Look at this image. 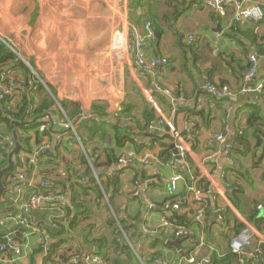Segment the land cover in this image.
<instances>
[{"label":"crops","instance_id":"0c3cea01","mask_svg":"<svg viewBox=\"0 0 264 264\" xmlns=\"http://www.w3.org/2000/svg\"><path fill=\"white\" fill-rule=\"evenodd\" d=\"M97 1L87 0L81 7L91 10L90 19H96L94 10L99 12ZM243 1L259 5L264 13V0ZM3 2L11 9L30 7L29 0ZM60 5V0H43L40 19H46L48 11L59 9ZM62 6L66 9L64 26L81 28L83 25L70 21L76 11L65 4ZM127 6L131 9L128 19L130 27L134 25L141 28L145 22L151 21L154 31L159 32V38L154 43H146L144 47L148 59L165 58L168 61V65L161 66L156 75L152 73L147 77L138 76L134 57L128 48L132 39L128 34L129 29L126 28L125 32L112 33L113 51L109 48L111 40L106 31L98 32L96 40L95 37L86 38L94 35L89 32L91 28L88 33L70 34L64 42L60 39L59 46L55 47L57 64L53 70V90L47 82L38 83L31 78L29 69L21 68L17 64L0 67V74L6 72L4 68H9L12 80L19 86V92L3 105L5 109L0 111L1 116L5 117L6 110L18 113V103L25 94L30 103L18 122L24 121V125H28L36 119L35 122L40 124L36 131H29V135L18 130L20 125L12 128L11 122L15 121L12 118L9 129L0 124V162L5 158V153L8 163L10 151L7 150L5 141L14 145L15 130L19 150L13 156V169L16 168L18 160L22 165L12 174L24 173L26 176L21 198L41 193V183L56 180L62 181L58 190L62 191L63 195V203L56 202L55 208L40 207L29 215L30 223L40 230L37 234L25 229L19 222L21 213L13 205V183L10 178L2 183L4 194L0 199V242L11 236L13 247L20 250V255L4 249V252H0V264H43L46 251L37 252L40 244L46 249L57 243L62 246L56 253V264L59 260L66 259L72 264H93L90 261L92 258L101 259L103 264H112L111 259L116 255L125 259L121 250H130L136 256L135 264H152L153 259L162 257L166 258L169 264H176L180 258L191 253L195 254L197 260H201L210 257L212 252H224L228 248L226 237L232 240L238 235H234L237 224H242L243 230L249 229L253 233L252 247L244 257L250 260L260 252L254 263L264 264V91L260 95L241 92L242 87L247 84H264V57L257 53L258 46L264 43V19L238 23L235 21L233 9H226L225 16H220L206 6V0H130ZM174 6L180 7L182 13L173 15ZM152 16L156 19H151ZM100 21L101 19H97L96 22ZM45 28V24L39 23L38 31L42 30L41 36L51 33ZM38 36L33 35V38ZM40 40L45 42L43 38ZM31 43L32 41L29 47L32 48ZM95 43L102 47L96 48V55H105L100 66L92 63ZM39 52L43 50L40 48ZM79 54L84 56L85 60L76 59L75 56ZM114 55L120 60L125 59L126 66L122 70L123 77L111 81L110 78H104V73L107 72L111 76L110 71L114 70ZM251 57L257 59V74L251 81H246L244 75L250 67ZM74 64L77 66L75 72L89 80L87 82V79H80L82 83H86L84 86H77L75 78H78V75L73 74L71 70L70 78L62 75L64 66L73 67ZM95 69L103 73V85L94 83ZM201 79L204 81L203 85ZM207 82L217 88L227 86L233 92V97L214 100L205 90ZM155 84L159 90L155 89ZM38 85L41 87L39 90ZM44 99L50 100L53 106L42 113L34 114ZM95 103L105 105V115L102 118L107 123H114L117 115L123 111L117 123L127 142L118 147L112 132H108L103 139L97 135L90 138L86 131L84 136L87 139V151H94L90 153L93 156H86L87 164L91 168L90 173L87 166L79 165V160L75 158L77 149L84 153L85 149L76 134L73 119L77 117L83 120ZM156 123L159 129L154 127ZM170 127L182 137L190 133L188 139L191 144L184 138V145L175 141L176 145L180 143L186 150L184 157L179 154L180 160H175L171 155L170 143L151 138L153 135L172 136ZM220 134L225 136L224 144L216 139ZM71 135H74L73 139ZM20 136L30 138V152L24 149L25 143ZM237 136L245 139V151L240 149L245 152V156L233 153L229 162L224 156V150L226 145H234ZM36 138L41 139L43 144H50V148L44 152L55 153L63 144L71 152L65 153L61 147L58 159L55 155L41 158L40 154H36ZM106 149L114 152V164L104 158L102 153ZM186 158L192 161L191 165L185 161ZM96 160L103 165L93 167L92 163ZM122 161L127 162L126 166L121 165ZM171 161L174 164L172 166L168 164ZM181 165L185 167L184 173L180 171ZM97 173L104 174L99 182L94 178ZM82 174L84 176L80 178ZM91 174L98 185L101 181L109 182V178L113 177L118 190L113 196L112 205L110 192L103 194L102 200L97 202L100 208L107 205L120 230L117 240L121 250L112 254L113 250L109 248L107 259L95 255L96 243L93 246L84 242L91 230L88 225H103L108 216L104 208L98 213L94 204L90 203L94 218L89 220L87 216L83 217L80 227L74 231L68 228L65 220L66 209L72 207L74 180L79 178V181L88 187ZM175 174L180 175L182 181L178 192L173 194L168 190V182ZM68 176L71 180H68ZM201 179L209 183L208 194L201 192L196 186ZM189 187H194L201 193L199 198H196ZM229 188L232 193H228ZM206 195H209L211 204L214 201L218 206L212 216H206V202L202 204ZM179 199L183 201L189 214H194L193 220L201 226L191 228L194 231L193 238L180 240V249L177 251L168 246L167 242L179 238H175L171 228L162 226V219L168 220L167 206ZM258 205L263 208L257 209ZM225 210L228 212L223 213ZM197 211L201 212L198 221L194 219ZM215 213H218L216 222L213 221ZM254 214L258 219H263L260 227L251 221ZM72 216L71 214L70 218ZM225 216L230 220L229 223H226ZM55 220L57 222L53 223ZM205 225L211 236L206 235ZM62 226L67 232L53 238V234L59 232ZM99 226L96 225V229ZM106 227L105 225L101 228L100 234L104 233L109 243L112 238ZM20 228L24 230L20 232ZM28 233L29 235H26ZM46 233H51L52 236ZM94 234V239L102 238L97 231ZM170 236L175 239H169ZM195 237L199 242L193 241ZM66 240L69 241L64 244L63 241ZM4 246L5 243L1 242L0 247ZM75 253L78 258L72 257Z\"/></svg>","mask_w":264,"mask_h":264},{"label":"trees","instance_id":"16d2710c","mask_svg":"<svg viewBox=\"0 0 264 264\" xmlns=\"http://www.w3.org/2000/svg\"><path fill=\"white\" fill-rule=\"evenodd\" d=\"M173 8L175 10L173 15H175V13H179V14L182 13L180 7L174 6ZM154 18H155V16L151 17V19H154ZM263 19H264V16H263L262 20ZM262 20H260V21H262ZM237 26H238V24L235 25V27H237ZM257 53L259 54V56L264 57V43L262 45L258 46ZM15 63H16L15 57L12 55V53H10V51L6 48V46L0 42V67H2V66L4 67L7 65L11 66ZM21 68H23V65L21 66ZM39 88L41 89L40 86L37 87L38 90H39ZM263 91H264V84H263ZM27 97L28 96L25 94H23L21 96V100L18 103V107H19L18 113H14V112L11 113V112H8L7 110L6 111L4 110L5 111V115H4L5 117H2L0 114V124L1 125H5L9 129L10 128V122L12 119H14L15 121H19L21 119V117L23 116V114L27 110L29 103H30V101L28 100ZM8 100H10V99H8ZM8 100H3L0 102V111L5 109V106L3 107V105ZM52 106H53V103L50 100L44 99L42 101L41 107L37 108L33 113L37 115L39 113H42V112L50 109ZM63 109L66 110V108H63ZM104 110H105L104 104L95 103L92 105V107H91L90 111L87 113V115H85L86 117L82 118L83 120L77 119V117H75L73 119L75 122L74 128H75L76 134L80 138L81 143L85 149V153L81 152L80 150L77 149L78 152H77V154H75V158H77L79 160V165H82V166L86 165L87 171L90 173H91V168H90L89 164H87L86 156H88V157L93 156L90 153H92L94 151H92V152L87 151V139L84 136L86 131L88 132L87 135L90 138L97 135L99 137H102L103 139H105L108 132H112V135L115 138V143L117 144L118 147L123 146L124 143L127 142L126 137L122 134V131H121V129L117 123V121H119L120 117L122 116L123 111L117 115V119L114 123H107L106 120H104L102 118V116L105 115ZM23 125L20 126L18 128V130L27 134V135H29L28 134L29 131H36L38 129V127L40 126V124L36 123V122L32 123V124L24 125V126ZM189 136H190V133L185 134L183 136V138L185 139L186 142L191 144V142H189L190 140L188 139ZM73 137H74V135L73 136L71 135L72 139H73ZM21 140L23 143H25L24 149L27 150L28 152H30V150H31L30 138L28 136L24 137V138L21 137ZM35 144L41 145L43 143H41V139L36 138ZM245 145H246L245 139L237 136L235 138L234 148L231 151L230 157L233 155V153L241 155V156L242 155L245 156V152L240 151L241 148L244 150ZM61 147H63V150L65 153L71 152V151H68V148L65 147L64 144ZM61 147L57 148L55 153L54 152L50 153L49 151H47V152L40 154L41 158L43 156H49L50 157L52 155H55V156H57L56 159H58L59 155H60L59 149H61ZM102 154L105 156L104 158H106L109 163L114 164L116 162V157L114 156V152L112 150L106 149V150H104V152ZM4 155H5V158H3L2 162H0V169H2L7 163V155L5 153H4ZM185 161L188 162L190 165L192 164V161L189 160V158H186ZM39 164H40V162H39ZM21 165H22L21 161L18 160L16 168L9 171L7 174H5L4 179H3V183L5 181L7 182L9 180V178L11 177L12 173L15 172L17 170V168H19ZM102 165H103L102 163H98V160H96L94 164L92 163L93 167H99ZM232 169H235V168H232ZM71 171H73V169H71ZM180 171H181V173H184V171H185L184 165L180 166ZM68 173L69 172H67V174ZM81 176H84V174L80 175V178H81ZM114 177L116 178L117 176H114ZM112 178H109L110 179L109 182L101 181L100 185H98L96 183L95 179H93L92 174H91V175H89V179H88V182L90 184L88 187H86V185L83 184V182L79 181V178L74 180V183L73 184L71 183L72 185L75 186L73 191H72V194L74 192L73 199H72V207L66 209V215H65L66 216L65 220H66V224L68 225V228L71 231H74L80 227V225L83 221V219H82L83 217L87 216V218L89 220H92L94 218L92 216L93 215V209L91 208L90 203L94 204V207L97 209L98 213H100L101 208L105 209L108 216L104 220L103 225L99 226V224H96L99 226V228H97V229H96V225H93V224L88 225V228H90L91 230H90L89 235L86 236L87 238L84 239V242L87 244H91V245L95 246V243H96V254L95 255L101 256L102 258H105V259H107V257H109V252L107 251L109 248H111L113 250L112 254L114 252L117 253V251L121 250L118 247L119 241L117 240L120 236V230L117 227V223H116L114 217L109 212L107 205H102V207L100 208V206L97 204L98 201L102 200L103 194L107 195L108 192H110L112 194V197H110V204L112 205L113 196L118 193L117 185H115V179L114 178L112 179ZM68 180H71L69 178V176H68ZM81 180L83 181L84 179H81ZM185 180H187L186 177H185ZM61 183H62V181H60V180H56V182L52 181L53 188L55 190L59 189V184H61ZM116 183H117V180H116ZM188 183H189V181H188ZM112 185H115V186L112 187ZM196 186L201 192L207 193L209 191V183L206 180H203V179L199 180L197 182ZM54 189L41 188L40 192L41 193H48ZM208 196L209 195H206L204 200H202L203 202L202 201H200V202H202V204H204V202H206L207 206L205 208L206 209L205 214H206V216H212L213 212L216 209H218V206H217V203L214 201H213V204H211ZM92 197H94L95 199L93 200ZM207 201H208V203H207ZM226 212H228V210L223 211V213H226ZM71 214L73 215L72 218H70ZM193 215H190L189 212L187 215H178V214L174 213L172 216H170L168 218V221L172 225L185 226V227L190 228V229L193 227H200L201 224L198 222H195L193 220ZM225 220H226V223L230 222V220H228V218H226V216H225ZM251 221L254 225H256L258 227H260L261 223H263V219H258L256 214L252 215ZM55 222H57V220L53 221V223H55ZM105 225L107 226L105 229L108 230V232H110L111 238H112L111 242H109V243L107 242L108 238L105 236V234L104 233L100 234V231H102L101 228H104ZM64 226L61 227L59 232L53 234V238H57L56 236L67 232V231H65ZM242 228H243L242 224H237L236 230H234V232H235L234 235L239 234L243 230ZM96 231L98 232V234H100L102 236V238L98 237L97 239H94V236H95L94 233ZM204 231H205L207 236H211V233H209L207 231L206 225H205ZM50 234L51 233H48L47 235H50ZM50 236H52V235H50ZM0 237H2L1 232H0ZM169 239L173 240L175 238H174V236H170ZM194 239H193V241L199 242V240L196 239V237ZM226 239H227V243H228V248L225 249L224 252H222V251L212 252L211 256L209 257L210 258L209 264H242V263L256 264V263H254L253 259L248 260L244 256L239 257L236 254L232 253L230 250V247H229L231 239L229 237H226ZM181 240H185V239H181ZM68 241L69 240L63 241V243L67 244ZM40 245L41 246L37 252H43L44 250L46 251V257L43 261V264H56V262H55V259L57 258L56 253L60 250L62 244L57 243L56 245H52L46 249H45V247L43 248L42 244H40ZM121 251H123V253L125 255V259L123 260L124 257H122V256L119 257L120 255H116V257L114 259H111L112 264H135L134 262H135L136 256L130 250H121ZM73 256H76V253L73 254L72 257ZM257 256H259V254L255 255V257H257ZM78 263H76V264H78ZM58 264H72V263L69 262L68 259H66L64 261L59 260Z\"/></svg>","mask_w":264,"mask_h":264},{"label":"built area","instance_id":"2783aa9c","mask_svg":"<svg viewBox=\"0 0 264 264\" xmlns=\"http://www.w3.org/2000/svg\"><path fill=\"white\" fill-rule=\"evenodd\" d=\"M206 6L213 12L218 13L220 16H225L226 9L234 10V18L238 23H246V22H258L263 18V10L259 5L249 4L244 2L243 0H206ZM129 37L132 39V43L129 47L130 54L134 57V63L137 69V73L139 77H147L149 74H157V70L162 66L165 67L168 65L167 59H148L146 56V52L144 50L146 43H154L157 39L155 31L153 29V24L151 21H147L144 25L139 28L137 26H129L128 31ZM191 41L192 38H189ZM250 67L245 72V80L251 81L257 74V59L256 57H251L249 59ZM12 74L10 69L6 72L0 74V102L3 100L12 99L15 93L19 92V86L12 80ZM205 90L214 100H224L233 97V92L227 88V86H220V88L215 87L210 82L205 84ZM155 89L159 90L157 84H155ZM241 92L244 94H255L260 95L263 92V85L258 84L256 86H248L245 85L242 87ZM169 126V124H168ZM169 132L172 134L176 142H180L184 145L183 137L180 136L177 131L170 127ZM217 141L221 144L225 142V136L220 134L217 136ZM177 144L176 148L179 154L184 157L186 155V150L184 146L181 144ZM36 154H41L44 151L50 148L49 143H44L37 146ZM234 145H226L224 150V156L227 161L230 162L231 151L233 150ZM127 162L122 161L121 165L126 166ZM170 166L174 165L173 162L168 163ZM104 174H94V178L97 182H99L101 176ZM62 176H64L62 174ZM10 180L13 183L12 195H13V205L19 210L21 213L19 216V222L25 229H29L30 231H35L37 234L40 233L38 227L34 224L30 223V214L32 212L38 211L40 207H46L47 209L55 208L54 205L56 202L63 203V195L58 189L53 188L52 182L41 183V188H49L54 189L48 193H39V194H31L27 198H21L22 189L26 185V176L24 173H14L11 175ZM182 181V177L178 174L173 175L168 182V190L175 194L178 192L179 184ZM189 190L195 193L196 198H199L201 193L196 191L194 187H189ZM228 193H232V189H228ZM200 200V199H199ZM45 205V206H43ZM63 206V204H62ZM263 208L262 205H258L257 209ZM166 210V209H165ZM167 218L172 216L174 213L178 215H187L188 210L184 206L183 201L180 199L167 206ZM201 216V212L197 211L195 213L194 219L196 221L199 220ZM162 226L168 227L172 229V233L175 238L179 239H192L194 236V231L185 226H175L170 224L168 220L165 218L162 219ZM223 225L222 219L220 220V226ZM26 235H29L26 234ZM7 246L12 249V253L19 256L20 250L13 247V242L11 238H7ZM253 241V233L249 229H245L240 232L237 236L233 237L230 241V250L232 253L237 256H246L247 251L252 247ZM264 243V239H262ZM4 249L8 251L6 246L0 247V252H4ZM260 255V252H258ZM252 257V255H251ZM75 258H78L77 256ZM252 259L256 262V257L253 256ZM90 261L93 264H103V261L99 258H92ZM210 258L205 257L201 260H197L195 254L191 253L187 257L180 258L176 264H209ZM152 264H169L167 259L162 257L160 259H153Z\"/></svg>","mask_w":264,"mask_h":264},{"label":"rangeland","instance_id":"374dc122","mask_svg":"<svg viewBox=\"0 0 264 264\" xmlns=\"http://www.w3.org/2000/svg\"><path fill=\"white\" fill-rule=\"evenodd\" d=\"M87 0H60L61 7L59 9H52L46 19L41 18L43 0H29L30 7L15 8L11 9L5 6V3L0 2V41L15 57V64L22 66L25 69H29L31 78H34L36 82L46 83L53 90L54 75L53 70L57 62L55 61V47L59 46V41L62 39L64 42L65 38L70 34L78 35L80 33H94V35L86 38L98 36V32L106 31L109 33L110 50L113 51L112 33L114 31L125 32V28L129 29V14L130 7L128 8L127 3L130 4V0H98V10H94V14H97L96 19H90L92 12L89 9H81L86 4ZM62 4L72 7L76 12L74 17L70 21L83 25L81 28L66 27L65 24V8ZM150 16V15H149ZM97 19H101L100 22H96ZM146 19H149L146 17ZM39 23L45 24V29L50 30L51 33H44L41 36L42 30L38 31ZM76 26V25H74ZM41 27V26H40ZM34 36L39 35L36 38ZM40 38L45 40V44L41 42ZM53 43L51 44V41ZM32 41V48L29 47V43ZM98 43L94 45L95 54L93 55L92 63L100 66L102 59L105 55H96ZM42 46L44 49H42ZM130 46V45H129ZM43 52H39V49ZM129 48V47H128ZM114 70L110 71L109 76L107 72L104 73V78H110L111 81L114 78L123 77V68L126 66L125 59L120 60L119 57L114 55ZM76 59L85 60L81 54L75 56ZM20 60H23L22 62ZM70 64V62H68ZM40 69V70H39ZM63 77L67 75L70 78V70L73 74L78 75L75 78L77 86H84L86 83H82V80L87 79L82 77L83 75L77 74L76 64L73 67L69 65L63 67ZM121 71L122 73L120 74ZM103 73L99 69L94 70V83L103 85L102 83ZM84 78V79H82ZM82 79V80H80ZM92 79H90L91 81ZM49 82V83H48ZM87 82L89 80L87 79ZM89 84V83H88ZM18 122V121H16ZM35 123V122H34ZM2 162V161H1Z\"/></svg>","mask_w":264,"mask_h":264},{"label":"water","instance_id":"95a60500","mask_svg":"<svg viewBox=\"0 0 264 264\" xmlns=\"http://www.w3.org/2000/svg\"><path fill=\"white\" fill-rule=\"evenodd\" d=\"M155 34H156V37L159 38L160 35H159V32H158L157 30L155 31ZM8 69H9V68H8ZM8 69H7V67H6V68H4L3 70H4V71H7ZM201 81H202V84H201V85H203V84H204V81H203L202 79H201ZM166 98L169 100L168 97H166ZM35 120H36V119H35ZM35 120H33V121H31V122H35ZM25 122H27V121H25ZM23 124H25L24 121H22V122H16V121H13V122H11V126H12V128H13L14 126H18V125L22 126ZM154 127H155L156 129H159V125H158V123H156V124L154 125ZM151 138H155V139L162 140V141L164 140V141H166V143H170V144H171V145H170V148H171V155L173 156V158H174L175 160H180V159H181V157H180V155H179V153H178V150L176 149L175 140H174V138H173L172 136H170V135H168V134L163 135V136H161V137H158V136H156V135H153V136H151ZM17 139H18V137H17V133L15 132V130H13V140H14V142H15L14 145H11L8 141H5V146H6L7 150H9L10 152H9V155H8V163H7V166L0 170V199H1V197L3 196V194H4V188H3V184H2V183H3V179H4V175H5L6 173H8L9 171H11V170L14 168L13 156H14V154L17 153L18 150H19V144H18V142H17ZM217 216H218V213H215V214H214V219H213L214 222H216V220H217ZM23 230H24L23 228H20L19 231L22 232ZM18 234H19V233H18ZM9 238L12 239L11 236H10ZM180 240H181V239H175L174 241H168V242H167V245L170 246V247H173V248H175L177 251H179V249H180V247H179ZM1 242L5 243L6 248H7L10 252H12V249L9 248V247L7 246V240H6V239H5L4 241L2 240Z\"/></svg>","mask_w":264,"mask_h":264},{"label":"clouds","instance_id":"9594fccd","mask_svg":"<svg viewBox=\"0 0 264 264\" xmlns=\"http://www.w3.org/2000/svg\"><path fill=\"white\" fill-rule=\"evenodd\" d=\"M9 251V250H8Z\"/></svg>","mask_w":264,"mask_h":264}]
</instances>
